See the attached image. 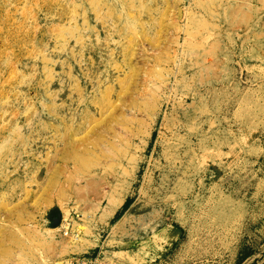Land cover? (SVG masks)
Listing matches in <instances>:
<instances>
[{
	"label": "rangeland",
	"instance_id": "374dc122",
	"mask_svg": "<svg viewBox=\"0 0 264 264\" xmlns=\"http://www.w3.org/2000/svg\"><path fill=\"white\" fill-rule=\"evenodd\" d=\"M59 263L264 264V0H0V264Z\"/></svg>",
	"mask_w": 264,
	"mask_h": 264
},
{
	"label": "bare ground",
	"instance_id": "6f19581e",
	"mask_svg": "<svg viewBox=\"0 0 264 264\" xmlns=\"http://www.w3.org/2000/svg\"><path fill=\"white\" fill-rule=\"evenodd\" d=\"M75 150L74 148H70L68 150H66L65 155L62 157L64 160L66 161H70L73 156H75ZM81 158H83V156H81ZM79 157V159H81ZM60 171V169L58 168L54 173L50 172V170H46V181L44 186L42 187V194L43 195H48V197L52 196V191L54 190V187L57 186L56 180H55V174H58ZM61 264V263H59Z\"/></svg>",
	"mask_w": 264,
	"mask_h": 264
},
{
	"label": "built area",
	"instance_id": "2783aa9c",
	"mask_svg": "<svg viewBox=\"0 0 264 264\" xmlns=\"http://www.w3.org/2000/svg\"><path fill=\"white\" fill-rule=\"evenodd\" d=\"M69 224V223H68ZM70 225V224H69ZM66 230H69V228L68 229H66ZM68 233V231H65V234H67Z\"/></svg>",
	"mask_w": 264,
	"mask_h": 264
}]
</instances>
